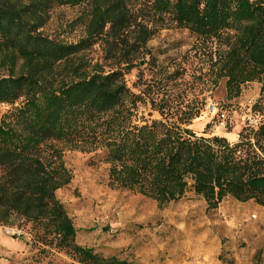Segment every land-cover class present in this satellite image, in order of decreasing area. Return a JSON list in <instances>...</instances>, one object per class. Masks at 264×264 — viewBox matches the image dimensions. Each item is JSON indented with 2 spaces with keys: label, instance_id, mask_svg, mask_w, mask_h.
<instances>
[{
  "label": "trees",
  "instance_id": "1",
  "mask_svg": "<svg viewBox=\"0 0 264 264\" xmlns=\"http://www.w3.org/2000/svg\"><path fill=\"white\" fill-rule=\"evenodd\" d=\"M54 7L79 10L84 35L77 42L41 33ZM165 27L193 37L194 55L207 66L199 82L223 81L226 99L260 84L251 105L256 124L245 125L234 142L190 128L201 102L195 81L183 84L180 66L169 71L149 61L152 75L138 70L133 84L138 93L127 87L125 75L139 69L149 41ZM94 47L104 66L85 58ZM2 106L0 226L26 228L39 253L61 252L70 264H127L76 244L56 197L70 181L64 151L102 150L108 185L159 209L188 190L207 210L226 197L264 207V0H0ZM142 106L159 119L136 117Z\"/></svg>",
  "mask_w": 264,
  "mask_h": 264
},
{
  "label": "rangeland",
  "instance_id": "2",
  "mask_svg": "<svg viewBox=\"0 0 264 264\" xmlns=\"http://www.w3.org/2000/svg\"><path fill=\"white\" fill-rule=\"evenodd\" d=\"M79 16L77 8L54 7L40 31L56 41L77 42L84 35ZM193 42L186 30H159L148 43L149 56L140 61L139 69L125 75L126 85L138 93L133 84L138 70L144 71L145 78L152 75L149 61L169 71L180 66L185 71L183 84L188 83V87L195 81L194 92L201 102L199 117L190 128L196 135H219L234 142L237 133L247 125L248 109L259 99L260 84L247 83L239 97L226 99L223 81L215 87L199 82L207 66L199 53L194 55ZM85 58L103 64L98 47L85 53ZM107 70L106 66L104 71ZM208 103L215 105L216 110L209 111ZM5 110L2 106L0 113ZM220 111L226 113L223 126H219ZM136 117L159 119L149 106L138 107ZM103 157L102 150L66 149L63 153L70 181L57 190L56 197L73 222L79 246L127 264H264V207L226 197L216 209L207 210L202 197L188 190L180 200L159 209L155 201L139 193L111 188ZM71 262L61 252L39 253L26 228L0 226V264Z\"/></svg>",
  "mask_w": 264,
  "mask_h": 264
},
{
  "label": "built area",
  "instance_id": "3",
  "mask_svg": "<svg viewBox=\"0 0 264 264\" xmlns=\"http://www.w3.org/2000/svg\"><path fill=\"white\" fill-rule=\"evenodd\" d=\"M206 108L209 110V111H214L216 110V107L215 105H212L211 103H208L206 105ZM226 113H224L223 111H220L218 113V116H219V126H223L225 124V115ZM245 119H246V123L247 125L249 126H254L256 124V118L255 116L252 115L251 113V106L250 108L248 109V112L246 113V116H245Z\"/></svg>",
  "mask_w": 264,
  "mask_h": 264
}]
</instances>
